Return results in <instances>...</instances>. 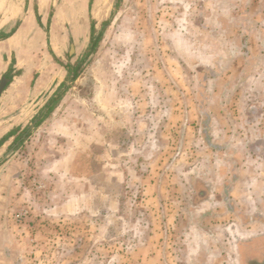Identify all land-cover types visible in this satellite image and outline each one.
Segmentation results:
<instances>
[{
  "label": "crops",
  "instance_id": "crops-1",
  "mask_svg": "<svg viewBox=\"0 0 264 264\" xmlns=\"http://www.w3.org/2000/svg\"><path fill=\"white\" fill-rule=\"evenodd\" d=\"M166 3L168 9L175 13L182 10V16L173 13L164 19V24L171 26V33L166 34L165 41L171 42L174 52L171 56L177 57L182 68L184 62H188L191 41H213L216 35L221 36V27H246L260 22L264 25L261 19H253V23L245 20L231 23L233 20L227 22L221 18L223 10L231 11L233 16L243 11L247 0H166ZM196 3L197 8L193 7ZM157 5L158 1L150 0V8L156 12ZM190 5L192 10L198 11L197 18L187 16L185 11ZM137 6V0L132 3L131 0H114L111 5L109 0H0V84L3 79L9 80L0 97V159L11 152L7 161L0 163V201L3 200L1 188L6 186L5 215L12 218L10 211L15 210L18 202L14 188L26 190L27 179L33 175L38 178L41 169L51 177L60 171L70 170V182L77 181L78 177L74 179L72 172L83 162L86 170L92 168L96 146H100L101 154L108 158L110 154H118L117 158L121 159L131 154L138 157L144 152L156 155L152 150L156 147L151 144L158 141L160 146L166 143L167 151L173 149L175 152L170 156L166 154L165 161L160 160L163 162L160 167L155 159H151L150 164L142 160L135 163V169L150 168L151 171L159 168L155 171L156 178L141 183L142 190L135 202L139 203V213L143 217L149 215L165 219L161 233L167 240L161 243L153 239L146 241L152 254L140 258L139 264H172L171 258L181 260L179 252L186 251L180 250L182 245L175 247L171 239L190 232L197 234L206 245V248L199 247L192 264H242V261L246 264L244 256L252 250V245L264 244V86L255 89L256 93L260 92L259 96L243 97L238 89H244L243 85L230 87V96L221 100L209 96L208 102L204 103L207 104L206 110L197 112V122L185 115L190 106L189 98L183 92L179 98L173 91H168L170 97L163 101L168 113L165 122L160 123L164 125L158 135L155 127L148 129L145 125L154 123L150 117L145 118L146 110L143 114L138 108L157 105V99L142 96L143 90L151 91L157 86L155 82L152 84V73L157 72L158 65L157 49L145 53L149 58L148 83L134 76L137 81L126 80V73L123 80L118 77L117 84L103 70L102 74L106 75L101 81L91 77L94 81L90 84L78 83L80 74L76 80H71L73 70L71 72L70 67L80 62V47L81 50L88 48L86 58L99 55L100 47L89 55L92 24L94 20L98 22L97 18L91 17V11L98 14L105 9L125 11ZM256 7L264 17V0L261 4L256 2ZM113 23L110 20L103 22L107 28L103 32L104 38ZM190 25L194 28L192 35L190 28H184ZM209 27L212 28V38L207 35ZM235 33H229L226 40H251L249 33L241 37ZM104 38L100 39L102 46ZM101 49L103 57L100 62L105 69L108 61L103 54L104 49ZM141 54L138 52L137 56ZM193 56L202 58L203 55H199L197 50V55ZM133 58L136 60L134 53ZM140 63L135 65L141 67ZM11 70L14 76L10 80L7 75ZM108 73L110 76L111 72ZM170 88L171 84L166 90ZM85 89L89 96L80 94ZM125 90L133 91L131 97L122 94ZM76 93H79L78 97ZM95 111L102 115L98 132L95 131L99 127V124H94ZM153 111L149 112L150 116ZM143 125L148 129L145 132L141 131ZM115 133H125L133 138L126 149L119 146L111 149L110 137ZM190 137L193 145L187 150L186 142ZM193 152L196 157H193ZM190 154L192 160L189 159ZM107 165L105 168L109 169ZM34 168L37 172H31ZM121 169L126 171V166ZM147 175L142 174L141 177ZM52 200L56 202L52 216L61 214V210L72 207L71 202L76 201L72 196L63 205L58 201L61 200L59 196L52 197ZM190 201L189 209L186 204ZM30 203L27 200V206H21L22 209L36 219L42 216L45 208L37 204L34 210L33 206L29 207ZM142 203L148 204L147 209H142ZM74 210L68 209V214ZM188 217H192L195 224L189 230L185 226ZM46 232L49 233L50 229ZM215 236L218 237L217 242L211 243L210 239ZM220 236L225 243H220ZM37 242L34 248L44 247L42 241ZM85 246L90 248L92 245L87 241ZM15 248H18L17 244ZM139 248L140 251L143 249ZM207 248L219 251L216 253H219V258L216 254L209 255ZM222 249L233 250L237 256L233 254L230 259L228 254L220 252ZM181 256L189 262L186 253ZM38 262L42 263L40 259Z\"/></svg>",
  "mask_w": 264,
  "mask_h": 264
},
{
  "label": "rangeland",
  "instance_id": "rangeland-1",
  "mask_svg": "<svg viewBox=\"0 0 264 264\" xmlns=\"http://www.w3.org/2000/svg\"><path fill=\"white\" fill-rule=\"evenodd\" d=\"M112 1L114 3V0H109V5ZM137 1L139 6L128 8L125 11H120L118 8L105 9L99 11L100 14L98 11V14L91 11L93 12L91 17L93 16L98 20V22L94 20L96 38L100 37L102 40L104 38L103 32L107 29L103 26L104 21L110 20L114 23L107 31L104 46L100 45L99 42V55H96V57L86 58L88 48L81 50L79 46L81 51L79 63H81L82 68L78 83L83 81L84 84H90V81H94L96 78L101 81V78L106 75L102 74V70L115 83H117L118 77L123 80L126 73V80L131 78L130 80L137 81L133 79L134 76L148 83L149 67H147V60L149 58L145 53L157 49V72L152 73V84L156 83V89L142 91L144 98L157 99V105L151 108L147 106L138 108L143 114L146 110L145 114L147 115L145 118L150 117V120L154 123H145V125L148 129L155 127L154 131H157L158 135L163 127L162 125H164L160 123L165 122L168 113L167 108L163 106V101L170 97L168 91H173L176 97L179 98L183 92L185 97L189 98L190 106L185 115L192 121H196L198 111L201 113L206 110L207 104L204 103L208 102L209 96L220 100L229 97L231 92L229 89L235 85H243L244 89L238 88L241 90L239 92L243 97L260 95V92L256 93L255 89L264 86V25L261 22L258 25L251 24L246 27H221V36L216 35V39L213 41L205 43L191 41L189 43V59H187L188 62H184L182 68L177 57L171 56V53H174L171 42L165 41L166 34L171 33L169 32L171 26L164 24V19L167 16L168 18L170 15L173 16V13L182 16L180 14L182 10H177V13H175L168 9L166 0H153L158 1V11L156 12L155 9L150 8V0ZM132 2L133 0H131ZM256 2L261 4L262 0H254L253 3L247 0L243 11L236 12L235 16L232 15L231 11L223 10L221 18L226 19L227 22L233 20L231 23L237 20L253 23V19L264 21L261 11L256 7ZM196 6L197 3L193 7L197 8ZM248 7H251V9ZM195 8L192 10L190 5L188 11H185L188 17L197 18L198 11H195ZM247 9L250 10L247 11ZM184 28H190L191 35L194 32L191 25ZM217 29L220 30L219 27ZM238 29H241V33L238 32ZM207 30V35L212 38V28L209 27ZM232 32H236L235 35L240 34V37L242 34L249 33L251 40H226L227 35ZM156 38L157 41L155 42ZM101 48L104 49L103 54L108 61V65L105 64V69L100 62L103 57ZM197 50H199V55H203L202 58L201 56L199 58L193 56L197 55ZM138 52L142 54L137 56ZM133 53L138 61L133 58ZM228 54H231V56L227 57ZM102 60L105 62V59ZM140 61L142 63L141 67L135 65V63L139 64ZM108 72H111L110 76H108ZM252 83L254 85H251ZM256 83H258V86ZM169 84L172 85V88L166 90ZM122 92L124 96L129 97L133 93V91L128 90ZM80 94L83 96L88 94L87 96H89V91L87 92L85 89ZM75 96L78 97L79 93H76ZM152 109L156 111L154 112ZM150 111H153L151 116L149 115ZM94 114L96 119L94 124L95 126L99 124V127L95 130L98 132L101 126L99 118L102 115L96 111ZM147 128L143 125L141 131L145 132V130H148ZM163 138H166V136ZM130 139L133 138H129L125 133H115L110 137L111 149L118 146L126 149ZM21 140L24 141L25 138H21ZM155 142L151 146L156 147L152 148L156 155L151 152H144L141 155L138 154V157L131 154L125 155L121 159L117 158L118 154H110L108 158L107 155L101 154L100 146H96L93 162L91 163L92 168L86 170L83 162L78 169L72 172L74 179L78 177L77 181L70 182V170L60 171L51 177V174L48 176L41 169L38 171V178H34L33 175L27 179L26 190L14 188V193L18 194L16 199L18 202L15 210L10 211L13 214L12 218L5 215L7 204L5 203L4 193L6 186H3L1 188L3 200L0 201V264H40L39 259L42 261L41 264H139L140 258L149 257L152 253L147 249L145 242L152 241L150 239L159 242L167 240L166 235L161 233V226H164L166 221L163 218L158 219L149 215L143 217L139 213V203L135 202V199L138 193H141V183L144 184L151 178H156L155 171H159V168L151 171L150 168L140 170L135 169L134 165L141 160L150 164V160L155 159V162L159 161L158 167H160L163 163L161 161H165L166 154L170 156L175 152L173 149L167 151L166 143L165 146H160L158 141ZM143 145L144 142L142 141L141 146ZM191 145L193 144L190 137L186 142L187 150ZM10 153L4 154L0 159V163L7 161L11 155ZM193 157H196L194 152ZM189 159H193L191 154ZM108 163H110L109 166ZM106 165L110 168H105ZM125 166L126 171L121 169ZM36 170L37 168H34L31 172H37ZM142 174L148 175L142 178ZM85 176H88L87 181ZM91 181L93 185H91ZM55 196L60 197L61 200H58L60 205L66 203L70 196L76 200V203L71 202L72 207L67 206L61 210V214L58 213L52 216L51 213L56 203H53L52 197ZM27 200L31 201L29 207L33 206L34 210V205L37 204L44 207L45 212L43 215L38 216L36 219L31 217L26 209H22L21 206H27ZM142 204L144 205L142 209H147L145 207H148V204ZM186 205L190 209L191 201ZM70 208L75 209L73 211L75 214H68ZM33 209L32 211H34ZM64 212L65 214H62ZM22 213L25 215L21 217L20 214ZM86 213H88L87 216ZM91 213H93V216H91ZM192 220V217H188L185 221L188 230L190 227L195 226ZM49 229L50 232L47 233L46 231ZM154 230L158 232L157 235ZM196 235L190 232L181 236L177 235L171 239L175 247L182 245L180 250L186 251L179 252L181 260L171 258L172 264H192V260L197 257L199 247L206 248V245ZM217 239V236L210 239L211 243H216ZM219 239L220 243H225L224 238L220 236ZM39 240L43 242L44 247L34 248ZM87 241L88 245L89 243L92 245L90 248L85 246ZM15 244L18 245V248H15ZM12 247L16 250H12ZM139 247H143V249L140 251ZM251 249L244 256L246 264H264V244H253ZM206 252L213 255L219 251L207 248ZM220 252L223 255L228 254L227 257L230 259L233 254L235 255L233 250L222 249ZM182 253H186V257H189L188 263L186 258H182ZM216 255V258H219V253ZM22 259H24V262H22ZM242 264H245V262L242 261Z\"/></svg>",
  "mask_w": 264,
  "mask_h": 264
},
{
  "label": "trees",
  "instance_id": "trees-1",
  "mask_svg": "<svg viewBox=\"0 0 264 264\" xmlns=\"http://www.w3.org/2000/svg\"><path fill=\"white\" fill-rule=\"evenodd\" d=\"M99 42H100V37L99 38L95 37V25L93 23L92 24V39H91V44L89 46V55L94 53L97 50ZM81 68H82L81 63H78L77 65L73 67H70V71L72 72L73 70V75L71 77V80L73 81L76 80V78L78 77L81 71ZM13 76H14V73H13V70H11L9 74L7 75V77L11 80Z\"/></svg>",
  "mask_w": 264,
  "mask_h": 264
},
{
  "label": "water",
  "instance_id": "water-1",
  "mask_svg": "<svg viewBox=\"0 0 264 264\" xmlns=\"http://www.w3.org/2000/svg\"><path fill=\"white\" fill-rule=\"evenodd\" d=\"M8 83H9L8 79H3L1 81V84H0V97H1L2 93L4 92V90L6 89Z\"/></svg>",
  "mask_w": 264,
  "mask_h": 264
},
{
  "label": "built area",
  "instance_id": "built-area-1",
  "mask_svg": "<svg viewBox=\"0 0 264 264\" xmlns=\"http://www.w3.org/2000/svg\"><path fill=\"white\" fill-rule=\"evenodd\" d=\"M24 215H25L24 213L20 214L21 217L24 216Z\"/></svg>",
  "mask_w": 264,
  "mask_h": 264
}]
</instances>
